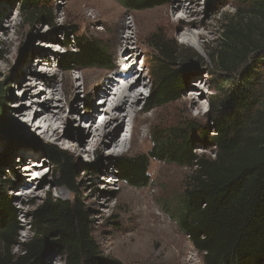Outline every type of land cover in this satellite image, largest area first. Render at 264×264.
Returning <instances> with one entry per match:
<instances>
[{"label":"trees","instance_id":"trees-1","mask_svg":"<svg viewBox=\"0 0 264 264\" xmlns=\"http://www.w3.org/2000/svg\"><path fill=\"white\" fill-rule=\"evenodd\" d=\"M117 1L132 11L155 8L168 0ZM49 2L19 0V13L25 22L62 31L65 40L59 43L64 51L56 53L57 66L62 71L113 69L115 60L106 47L92 37L78 35L74 26H58L50 16ZM206 4L219 16L228 5L234 8L218 21L216 41L203 48L213 67L211 88L217 91L210 122L188 118L157 124L150 132L152 146L147 154H124L108 162L118 181L137 188L150 185L152 159L187 168L178 213L172 216L202 254L203 263L264 264V0H206ZM148 44L154 49L149 61L154 86L146 112L179 100L190 65L205 62L194 49L159 33ZM5 97L0 81V135L15 140V133L4 123ZM94 97L88 96L87 109ZM38 147L56 170L55 187L77 194L80 172L72 156L43 141ZM198 148L213 155L198 153ZM6 162L7 157L0 155V168ZM2 170L0 264H45L55 254L62 264H124L102 256L88 210L76 197L63 200L49 192L41 203H29L34 206L28 216L32 235L22 242L24 226L9 195L15 181ZM83 170L102 174L97 163H86Z\"/></svg>","mask_w":264,"mask_h":264},{"label":"rangeland","instance_id":"rangeland-1","mask_svg":"<svg viewBox=\"0 0 264 264\" xmlns=\"http://www.w3.org/2000/svg\"><path fill=\"white\" fill-rule=\"evenodd\" d=\"M18 1L0 0V81L4 83L6 91V104L3 107L4 123L15 133V140L0 135V155L7 157L6 164L0 169H3L2 171L8 173V177L15 181L14 185L9 188V195L14 199L15 206L19 211V219L24 226V230L20 233L21 241H27L32 235L29 231L28 216L33 211L34 206L29 203L39 204L51 192L55 197L63 200H73L76 197L83 202L92 221L94 237L104 257L117 259L124 264H204L202 254L192 244L189 236L179 228L177 221L172 216L178 213V206L189 170L176 164L152 159L149 167V174L152 179L150 185L137 188L118 181L115 178V170L110 166L108 159L124 154H147L152 146L150 132L157 124L188 118L195 119L202 124L210 122L211 101L217 91L211 88L214 72L212 63L203 48L212 46V43L216 41L219 33L218 23L220 22L218 21L223 19L224 13L234 12L233 5L225 7L224 13L219 16L216 11L207 7L206 0H197V7L193 5L191 0H182L193 10L199 12L197 16L190 15L187 19L201 21V25L192 27L194 36L184 38L183 29L178 30L174 35L171 33L165 18L168 12L171 13L173 3L178 0H168L164 5L155 8L132 11L127 10L117 0H50L48 5L50 16L56 20L57 25L61 27L65 25L74 26L78 35L98 40L112 54L116 66H118L119 58L112 39L116 25L122 20L130 29L133 26L132 17L138 18L141 25L146 24L140 37L141 47L145 52L142 53L140 52L141 49H138V68L146 73V81L150 83V86L146 90L142 89L145 91L146 97L141 104L136 106L139 111L142 109V105L146 106L154 86L149 63L154 54V49L148 44L149 38L153 34L159 33L168 39L176 40L186 48L194 49L205 59L201 65H190L192 70L189 72L187 82L184 85L185 93L183 96L177 101L154 108L150 112L141 111L137 120V133L134 137V143L125 149L118 147L117 150L119 151L114 153L115 146L113 143H106L107 140H101L99 147L94 148L95 139L93 140V136L86 135L85 137L92 124L89 118L92 109H87L88 96H95L99 91L85 87L80 75L85 72L91 76L93 69L110 74H117V72L113 73L98 67L79 71H62L57 66L56 57V53L64 51L59 43L65 40L62 31L45 24L25 22L19 13ZM103 1L111 8L105 10V8L100 7L99 5ZM96 11L101 14L98 18H96ZM171 14L173 15V13ZM179 15L186 14L176 10L173 17L177 18ZM103 20L109 21L110 28H107ZM197 32H202L204 35L198 36ZM34 50H41V52ZM28 56L33 61V64H30L33 67V72L48 77L45 80L39 77L38 81L42 83L39 87L46 88L45 83L53 84L56 82L61 87L67 88L70 77L78 76L76 83L79 91L72 101L63 102V117L57 125L61 126V129L77 135L79 140H82L83 137L89 139L82 143L78 140L74 142L80 151H77L73 146H64L57 140H46L41 131L36 130L37 127H25L26 119L22 121L17 119V104H25L24 101H28V97L23 96V85L28 79H22V77L29 75L28 73L23 74L22 68ZM40 57H46L50 60L51 65H46V62L39 63ZM143 61L147 64L144 70L142 68ZM201 80L205 81L202 86L199 85ZM115 89L111 90L109 100L113 97ZM48 92L49 88L46 89V95ZM191 93L192 95L198 93L196 96L200 108L196 105L190 109L187 108L188 104L185 99ZM41 99L44 100V96ZM105 101L104 97L95 96L91 108L95 106L105 108L109 103H105ZM57 102L61 103L62 100L55 99L54 103ZM105 115L103 113L102 116L98 117V123L102 122ZM81 117H86V119L82 121L80 120ZM38 123L39 120L34 125ZM98 125L94 127H98ZM129 126L130 121L119 131L116 138H126ZM39 141L57 145L72 156L80 172L77 177L79 187L77 194L64 187H55L56 170L39 149ZM18 149L35 152L33 154L35 156L30 161H41L42 166L39 167L43 168L42 173L44 172L46 175V179L36 194H31L33 188H30L27 192L28 196L23 198L22 192L28 186L24 187L23 185L25 182L27 183L23 169L17 167L24 165L21 163L22 158L19 157ZM196 151L213 155L211 151L202 148H198ZM86 163L100 165L102 174L97 176L84 171V164ZM15 251L18 252L19 249L16 248ZM59 257L56 254L51 255L45 264H62Z\"/></svg>","mask_w":264,"mask_h":264},{"label":"bare ground","instance_id":"bare-ground-1","mask_svg":"<svg viewBox=\"0 0 264 264\" xmlns=\"http://www.w3.org/2000/svg\"><path fill=\"white\" fill-rule=\"evenodd\" d=\"M191 1L193 5L197 7V0ZM99 6L105 8V10L106 8H111V6L107 5L105 1L100 3ZM176 10L183 11L186 15H179L177 18H174L173 16ZM98 13L99 11L95 12L96 18L101 16V14ZM171 13H173V15ZM171 13L168 12L167 15H165L166 24L171 33L174 35L178 30L183 29L182 35L184 38L194 36L192 27L201 25V21L187 19V17L190 15L197 16L199 14L198 10L195 11L182 0H178L173 3ZM132 18L131 22L133 26L130 29H128L126 22L121 20L119 21V24L116 25L112 35L113 43L115 49L117 50L119 62L121 64L120 67H124L119 69L117 74H110L109 72H102L93 69L91 76H88L85 72H82L80 75L85 87H91L96 91H99L95 96H102L106 100L105 103L109 102L108 106L105 108H97L96 106L90 108L92 109V113L89 114V118L91 119L92 124L91 128L86 132L85 137L86 135L91 137L93 136V140L95 139V142L93 143L94 148L99 147L101 140H107L108 142L106 143H113L115 146L113 150L114 153L119 151L117 150L118 147H123V149H125L127 146H131L134 143V137L137 133V120L139 114H141V111L137 110L136 106L145 100L146 93L144 90L150 86V83L146 81V73L138 68V49H141L140 52L142 53L145 52L142 50L140 37L141 31L144 29L146 24L141 25L138 22V18ZM103 21L105 25H107V28H110L109 21ZM148 21L150 20L148 19ZM196 34L198 36L204 35L202 32H197ZM128 51L129 53H127ZM36 52H41V50H37ZM42 53L44 54V52ZM38 61L41 64L46 62V65H51L50 60L46 59V57H40ZM30 64H33V61L32 58L28 56L22 67L24 71L23 74H29L26 77H22V79H28V81L23 85V96H27L28 101H24L25 104H17V119L21 121L26 119L24 124L25 127H37L36 130L39 129L42 136L46 140H57L64 146H73L77 151H80L74 142H77L76 140H78V142L82 143L88 141L89 139L83 137L82 140H79L77 135L63 130L61 129V126L57 125L58 121L63 117V102L69 103L72 101L74 96L76 98V93L79 91L76 83V78L78 76L70 77V82L67 88L61 87L56 82L53 84L45 83L44 86H46V88L39 87L42 84L38 81L39 75L36 72H33V67H31ZM117 76H120V78L123 79V84L119 83L120 80ZM204 83V80L200 81L199 85L202 86ZM48 88L49 92L46 95L45 92ZM114 88L116 89L113 92V97L109 100L111 90ZM196 95H198V93ZM196 95H192L191 93V95L185 99V102L188 104V109L194 105L200 108L199 100ZM43 96L44 100L41 99ZM55 99L58 101L62 100V102L54 103ZM103 113L106 115L102 122L98 123V117L102 116ZM85 119L86 117H81L80 120L83 121ZM37 120H39V123L34 125ZM129 121L132 126L131 141H128L127 137L116 138L119 131L122 130ZM97 125L98 127H94ZM17 152L20 153L19 157L22 158L21 163L24 164L22 167L20 165L17 167L23 169V175L27 177V179H25V181L27 180V183L25 182L23 185L24 187H28H26V189L22 192L23 198L28 196L27 192L30 188H33L31 194H36V192L41 188L43 181L46 179V175L44 172L42 173L43 168L39 167L42 166L41 161H30L31 158L35 156L33 155L35 152L26 149H18Z\"/></svg>","mask_w":264,"mask_h":264}]
</instances>
